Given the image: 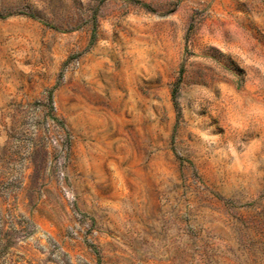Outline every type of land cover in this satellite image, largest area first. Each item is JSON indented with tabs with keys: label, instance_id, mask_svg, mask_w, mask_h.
<instances>
[{
	"label": "rangeland",
	"instance_id": "374dc122",
	"mask_svg": "<svg viewBox=\"0 0 264 264\" xmlns=\"http://www.w3.org/2000/svg\"><path fill=\"white\" fill-rule=\"evenodd\" d=\"M0 264H264V0H0Z\"/></svg>",
	"mask_w": 264,
	"mask_h": 264
}]
</instances>
